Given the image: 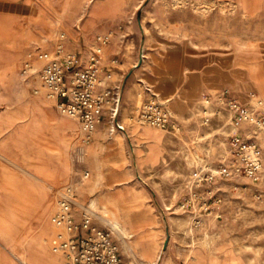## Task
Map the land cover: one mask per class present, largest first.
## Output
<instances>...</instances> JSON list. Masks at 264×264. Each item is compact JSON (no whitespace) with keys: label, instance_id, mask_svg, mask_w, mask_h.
I'll use <instances>...</instances> for the list:
<instances>
[{"label":"rangeland","instance_id":"rangeland-1","mask_svg":"<svg viewBox=\"0 0 264 264\" xmlns=\"http://www.w3.org/2000/svg\"><path fill=\"white\" fill-rule=\"evenodd\" d=\"M125 3L123 18L101 20L94 30L117 28L105 56L122 43L129 53L119 114L126 129L100 130L89 144L75 133L71 178L90 171L79 202L116 230L125 257L140 264H264V204L245 177L212 175L230 163L233 128L254 130L231 119L219 94L228 90L244 102L255 91L264 98V0ZM87 8L74 13L72 24L48 19L50 27L41 26L38 13L28 27L30 51L55 49L60 33L68 39L76 32ZM75 37V45L83 44ZM147 99L165 103L181 131L142 123L138 113ZM256 138L264 148V133ZM52 207L49 218L53 199Z\"/></svg>","mask_w":264,"mask_h":264},{"label":"crops","instance_id":"crops-1","mask_svg":"<svg viewBox=\"0 0 264 264\" xmlns=\"http://www.w3.org/2000/svg\"><path fill=\"white\" fill-rule=\"evenodd\" d=\"M85 3L87 12L80 19L77 35L73 30L68 34L67 46L87 56L98 34L117 30L110 29L112 24L99 32L94 29L101 20L108 23L123 18L125 0H0V93L9 92L8 96L0 94V264H61V256L53 250L56 232L52 241L55 227L49 213L52 199L55 204L54 189L73 179L74 138L82 131L75 120L59 112L54 101L32 94L34 83L25 80L21 67L31 49L27 43L31 20L39 13L41 26L50 27L48 19L52 24L59 20L72 24L74 13ZM75 36L83 44L75 45ZM111 52L115 53L105 56V52V62L117 58L115 72L124 82L123 67L130 62L125 43L111 46ZM118 120L122 124L119 115ZM125 129L105 122L93 138L103 134L97 133L100 130L113 135Z\"/></svg>","mask_w":264,"mask_h":264},{"label":"built area","instance_id":"built-area-1","mask_svg":"<svg viewBox=\"0 0 264 264\" xmlns=\"http://www.w3.org/2000/svg\"><path fill=\"white\" fill-rule=\"evenodd\" d=\"M113 37V29L98 34L96 43L84 56L80 49L67 46V35L62 32L55 49L30 51L22 63L25 80L35 82L33 93L54 101L62 115L75 120L80 125L84 144L92 141L97 128L105 122L124 130L118 120L122 100V80L115 72L118 60L114 57L105 62L104 59ZM35 62L41 64L39 68ZM217 100L231 113V119L243 127L252 124L254 130L233 128L230 163L212 175L245 177L253 198L264 204V148L256 138L264 133V98L252 91L248 101L243 102L224 90ZM205 102L209 103L208 98ZM205 114L206 121H210ZM138 118L144 124L172 133L182 128L174 112L157 99L144 101ZM89 176L90 171L83 170L55 193L56 209L51 215L56 228L53 250L61 256V264H140L125 257L116 230L99 224L92 209L79 202V187ZM194 198L195 194L191 201Z\"/></svg>","mask_w":264,"mask_h":264},{"label":"bare ground","instance_id":"bare-ground-1","mask_svg":"<svg viewBox=\"0 0 264 264\" xmlns=\"http://www.w3.org/2000/svg\"><path fill=\"white\" fill-rule=\"evenodd\" d=\"M149 127H152V128H154V129L162 130V131H163V129H160V128H157V127H153V126H150V125H149Z\"/></svg>","mask_w":264,"mask_h":264},{"label":"water","instance_id":"water-1","mask_svg":"<svg viewBox=\"0 0 264 264\" xmlns=\"http://www.w3.org/2000/svg\"><path fill=\"white\" fill-rule=\"evenodd\" d=\"M168 240H166L164 247L167 248Z\"/></svg>","mask_w":264,"mask_h":264}]
</instances>
